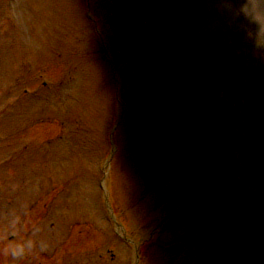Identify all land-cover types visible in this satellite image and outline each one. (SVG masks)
<instances>
[{
  "label": "rangeland",
  "instance_id": "rangeland-1",
  "mask_svg": "<svg viewBox=\"0 0 264 264\" xmlns=\"http://www.w3.org/2000/svg\"><path fill=\"white\" fill-rule=\"evenodd\" d=\"M229 1L0 0V264H264V0Z\"/></svg>",
  "mask_w": 264,
  "mask_h": 264
}]
</instances>
